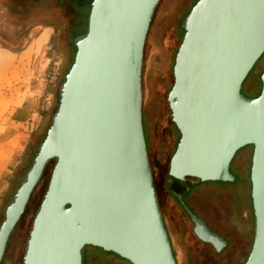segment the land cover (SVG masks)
Instances as JSON below:
<instances>
[{
  "label": "water",
  "instance_id": "obj_1",
  "mask_svg": "<svg viewBox=\"0 0 264 264\" xmlns=\"http://www.w3.org/2000/svg\"><path fill=\"white\" fill-rule=\"evenodd\" d=\"M159 0H92L86 31L43 141L0 225V261L46 165V190L23 264H83L86 245L131 264H177L153 183L142 123L146 35ZM167 101L180 137L169 160L177 198L232 181L236 151L252 145L253 241L243 264H264V70L256 97L242 83L264 52V0H197L182 20ZM199 238L222 239L205 226Z\"/></svg>",
  "mask_w": 264,
  "mask_h": 264
},
{
  "label": "rangeland",
  "instance_id": "obj_2",
  "mask_svg": "<svg viewBox=\"0 0 264 264\" xmlns=\"http://www.w3.org/2000/svg\"><path fill=\"white\" fill-rule=\"evenodd\" d=\"M89 1L86 0L84 6L79 5L77 0H28L24 7L17 9L19 6L13 4V0H0L1 46L18 51L36 34L34 29L37 26L49 25L52 29L49 42L33 62L27 81L17 83L19 99L34 101L33 109L37 115L29 139L23 145L20 161L5 190L0 193V225L4 221L6 205L10 204L12 195L22 182L36 145L42 139L47 123L57 107L61 83L76 51L74 37L76 32L83 31L87 26ZM195 1L159 0L146 35L141 74V112L148 159L163 221L169 228L168 236L176 263L243 264L253 240L249 178L252 145L238 149L231 160L230 171L237 178L232 181L199 182L192 187L189 196L191 204L206 212L210 222L217 224L220 229H232L237 234L235 223L241 218L248 223V235H232L230 246L221 252H214L209 246L198 242L194 235H190L192 226L168 186L169 160L180 134L171 121L167 95L173 84L175 54L184 33L181 23ZM79 10H82V13H79ZM74 26L75 32L67 33V29ZM263 70L264 52L242 83L241 93L244 96L252 97L260 92V75ZM52 166L50 163L45 176L32 191L24 216L16 229L10 233L9 244L0 264H23L25 242L34 214L46 190ZM187 197L186 195L182 199L178 198L184 207ZM13 235H17L14 239V252ZM84 248L92 247L86 245ZM93 253L88 259L85 257L83 264H131L128 260L108 253L100 247L95 246Z\"/></svg>",
  "mask_w": 264,
  "mask_h": 264
},
{
  "label": "crops",
  "instance_id": "obj_3",
  "mask_svg": "<svg viewBox=\"0 0 264 264\" xmlns=\"http://www.w3.org/2000/svg\"><path fill=\"white\" fill-rule=\"evenodd\" d=\"M34 30L36 34L21 50L0 45V193L12 177L36 121L34 101L19 99L17 84L27 81L33 62L52 34L49 25L37 26Z\"/></svg>",
  "mask_w": 264,
  "mask_h": 264
},
{
  "label": "flooded vegetation",
  "instance_id": "obj_4",
  "mask_svg": "<svg viewBox=\"0 0 264 264\" xmlns=\"http://www.w3.org/2000/svg\"><path fill=\"white\" fill-rule=\"evenodd\" d=\"M27 1L28 0H13V4L15 3V4H17L19 7L17 8V9H21L22 7H24V4H26L27 3ZM78 1V0H77ZM79 1H82V0H79ZM85 2V3H84ZM90 3L91 2H89V9H90ZM79 5H84L85 6V4H86V0H83V4L82 3H78ZM89 9H88V12H89ZM79 13H82V10H79ZM87 27V26H86ZM72 33V32H75V26L74 27H71V28H68L67 29V33ZM77 34H76V36H79V35H81V34H83L84 33V30L83 31H80V32H76ZM75 36V37H76ZM74 37V38H75ZM258 94V93H257ZM257 94L256 95H253L252 97H256L257 96ZM145 141H146V138H145ZM146 147H147V144H146ZM147 154H149V153H147ZM148 158H149V156H148ZM234 174V173H233ZM237 174V173H236ZM234 176V179L235 178H237V176H235V174L233 175ZM233 179V180H234ZM192 187H194V185L192 186ZM192 187L189 189V190H187L184 194H182L181 195V198L180 199H182V197L183 196H188L187 197V202H186V207H184V206H182L181 204H180V201L178 200V198H177V196L175 195V194H173L172 192V194L176 197V200L178 201V205L181 207V211H183L185 214H186V217H187V219H188V222L190 223V225L192 226V228H191V234L190 235H194V237H195V239L198 241V242H200V243H202V244H204V245H207V246H209V248H211L214 252H221L222 250H224L226 247H228V246H230V244H231V236L232 235H248V223L245 221V220H243L242 218H241V220H239L238 221V223H235V227H236V231H237V234H235L234 232H233V230L232 229H228V228H225V230H223V229H220L219 228V226L217 225V224H213V223H211L210 222V220H209V218H208V215L206 214V212H204L203 210H198V209H196L192 204H191V200H190V198H189V196H190V194H191V192H192ZM17 189H18V187H17ZM16 189V190H17ZM35 189V188H34ZM157 194V193H156ZM32 195V194H31ZM31 195H30V197H29V199L31 198ZM159 202V201H158ZM28 203H29V200H28V202H27V204H26V206H25V209H24V211H23V213L21 214V216H20V218H19V220L17 221V223L15 224V226H14V228L12 229V231H14L15 229H16V227H17V225H18V223H19V221L22 219V217L24 216V214H25V212H26V210H27V207H28ZM240 204V203H239ZM252 204V203H251ZM159 207H160V204H159ZM236 207H239V206H236ZM235 210H236V208H235ZM160 211H161V208H160ZM252 212H253V209H252ZM161 214H162V212H161ZM4 219H5V217H4ZM3 219V220H4ZM253 224H254V215H253ZM165 225V228H166V230H167V233L169 234V228H168V226L166 225V224H164ZM201 225H203V226H205L210 232H212V233H214V234H216L219 238H221L222 240L221 241H219V242H217V244L216 245H214V244H212L211 242H209V241H204V240H202L201 238H199L198 237V235H197V233H196V231H195V229H196V226H201ZM11 231V232H12ZM253 234H254V225H253ZM170 235V234H169ZM188 235V234H187ZM10 236V235H9ZM14 237H13V252L15 251V249H16V246H15V244H16V240H14L16 237H17V235H13ZM253 241V240H252ZM8 244H9V237H8V240H7V242H6V246H5V249H4V251H6V249H7V247H8ZM252 245V244H251ZM92 248L91 249H86V248H84V260L86 259L85 257H87V259L89 258V257H91L92 256V254H94L93 252H94V248H95V246H91ZM250 251V250H249ZM3 254H4V252H3ZM13 256H14V254H13ZM95 256V255H94ZM248 256V255H247ZM247 258V257H246ZM246 258H245V260H246ZM2 259V258H1ZM244 260V261H245ZM1 262V261H0ZM244 263V262H243Z\"/></svg>",
  "mask_w": 264,
  "mask_h": 264
},
{
  "label": "trees",
  "instance_id": "obj_5",
  "mask_svg": "<svg viewBox=\"0 0 264 264\" xmlns=\"http://www.w3.org/2000/svg\"><path fill=\"white\" fill-rule=\"evenodd\" d=\"M92 0H90L89 2H91ZM197 1V0H196ZM196 1H195V3H196ZM82 3L83 4V0L82 1H77V3ZM85 3V2H84ZM194 3V4H195ZM193 4V5H194ZM192 5V6H193ZM191 6V7H192ZM191 9V8H190ZM189 9V10H190ZM189 10H188V12H189ZM187 12V13H188ZM88 17V16H87ZM86 31V28L84 29V32ZM181 42V41H180ZM76 48V47H75ZM178 49V48H177ZM74 59V58H73ZM73 62V61H72ZM72 64V63H71ZM260 93V92H259ZM259 93L257 94V95H259ZM57 108V107H56ZM56 108L54 109V112L56 111ZM54 112H53V114H54ZM53 114H52V116H53ZM52 116L50 117V119H49V121H48V123H47V126H46V128H45V131H44V133H43V136H42V139L37 143V145H36V149H35V151H34V154L32 155V158H31V160H30V163H29V165L27 166V168L25 169V172H24V174L27 172V170L29 169V167L31 166V162H32V160H33V158H34V156H35V154H36V152H37V149H38V146L40 145V143L43 141V139H44V137H45V135H46V131H47V129H48V127H49V125H50V123H51V118H52ZM172 121V120H171ZM178 130V129H177ZM52 164L53 165V163H54V159H51L50 161H49V163L46 165V167H45V169H44V171H43V174H42V176H41V178H43L44 176H45V174H46V170H47V167L49 166V164ZM53 167V166H52ZM231 172V171H230ZM51 174V173H50ZM234 175V174H233ZM50 177V176H49ZM40 178V179H41ZM49 181V180H48ZM36 187V186H35ZM16 192V191H15ZM15 192H14V194H15ZM13 194V195H14ZM13 195H12V197H13ZM9 204V203H8ZM6 207H7V205H6ZM108 253H113V252H111V251H108ZM113 254H115V253H113ZM116 255V254H115ZM118 256V255H117ZM119 257V256H118ZM121 258V257H120ZM121 259H124V258H121ZM125 260V259H124ZM127 261V260H126Z\"/></svg>",
  "mask_w": 264,
  "mask_h": 264
},
{
  "label": "bare ground",
  "instance_id": "obj_6",
  "mask_svg": "<svg viewBox=\"0 0 264 264\" xmlns=\"http://www.w3.org/2000/svg\"><path fill=\"white\" fill-rule=\"evenodd\" d=\"M46 34V33H45ZM41 39V38H40ZM45 39H46V37H45ZM43 40V39H42ZM41 42V41H40Z\"/></svg>",
  "mask_w": 264,
  "mask_h": 264
}]
</instances>
